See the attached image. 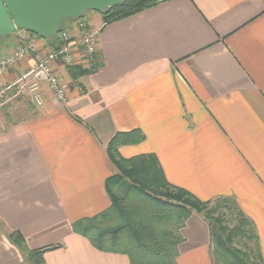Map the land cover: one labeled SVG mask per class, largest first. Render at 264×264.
<instances>
[{
  "label": "crops",
  "instance_id": "crops-1",
  "mask_svg": "<svg viewBox=\"0 0 264 264\" xmlns=\"http://www.w3.org/2000/svg\"><path fill=\"white\" fill-rule=\"evenodd\" d=\"M86 17L99 28L101 65L73 81L52 62L65 101L48 96L0 127V264H27L12 230L28 248L62 243L46 264H129L71 225L110 205L104 182L117 169L106 145L133 129L144 140L119 154H155L166 180L200 200L234 198L264 261V0H167L108 23L100 12ZM29 42L34 50L0 75V89L51 48L26 30L0 41V60ZM180 233L177 264H213L200 214Z\"/></svg>",
  "mask_w": 264,
  "mask_h": 264
},
{
  "label": "trees",
  "instance_id": "trees-1",
  "mask_svg": "<svg viewBox=\"0 0 264 264\" xmlns=\"http://www.w3.org/2000/svg\"><path fill=\"white\" fill-rule=\"evenodd\" d=\"M163 1L167 0H125L101 13L102 19L104 23L112 22ZM65 21H60L59 30ZM45 40L51 47L56 48L59 44L57 36ZM100 65V56L96 52L89 69L72 66L67 72L76 79ZM144 138L140 129L117 132L112 136L106 145V153L117 172L104 182L110 205L91 217L73 222L72 231L87 238L100 251L127 255L129 264H177L178 245L183 240L180 230L194 212L207 222L211 255L217 264H264L256 227L234 198L220 196L200 200L166 180L155 154L129 158L119 154L120 146L138 144ZM7 238L27 264H46L44 253L63 246L55 243L28 248L19 230L8 232ZM235 242L243 244L244 250L235 246Z\"/></svg>",
  "mask_w": 264,
  "mask_h": 264
},
{
  "label": "built area",
  "instance_id": "built-area-1",
  "mask_svg": "<svg viewBox=\"0 0 264 264\" xmlns=\"http://www.w3.org/2000/svg\"><path fill=\"white\" fill-rule=\"evenodd\" d=\"M99 28L92 27L84 18L71 22V25L57 34L59 44L51 47L44 55L37 56L35 64L16 78L15 83L21 82V90L25 91L31 102L40 109L44 104L43 87L50 92L55 103L64 102L66 91L59 81L56 73L51 68V63L58 61L62 65L72 66L75 58L82 57L85 64H93L96 54V41ZM34 50L32 42L17 48L10 55L0 60V75L17 61L24 58ZM11 85H9V88ZM5 89H0V97Z\"/></svg>",
  "mask_w": 264,
  "mask_h": 264
},
{
  "label": "water",
  "instance_id": "water-1",
  "mask_svg": "<svg viewBox=\"0 0 264 264\" xmlns=\"http://www.w3.org/2000/svg\"><path fill=\"white\" fill-rule=\"evenodd\" d=\"M124 1L0 0V39L15 30H26L48 39L58 33L61 20L80 18L89 10L106 13Z\"/></svg>",
  "mask_w": 264,
  "mask_h": 264
},
{
  "label": "rangeland",
  "instance_id": "rangeland-1",
  "mask_svg": "<svg viewBox=\"0 0 264 264\" xmlns=\"http://www.w3.org/2000/svg\"><path fill=\"white\" fill-rule=\"evenodd\" d=\"M93 12H97V11L89 10V11H87V13L84 16H82L80 18H84V19L86 18L87 19L86 16L90 13H93ZM76 19H79V18H67V19H63V20H69V21L73 22ZM62 26H63L62 30H64L65 27H64L63 23H62ZM62 30H59V31H62ZM57 34L55 36H57ZM7 37H9V36H7ZM5 38L0 39V41L4 40ZM63 66L65 68L72 67V66H81L83 69H89L91 65L85 64V61H81L77 57V58H75V64L74 65L68 66V67L65 65H63ZM57 77H58V75H57ZM58 79H59V77H58ZM72 80L74 81L76 79H72ZM15 81H17V80H15ZM15 81H13L10 84L8 83L4 87H2V88H7V89H5L4 93L0 97V127L5 126V125H7V123H9V117L11 118V117L20 116V111L26 112L25 108H27V107L29 108L30 111H34L35 109H38L31 102V100H30L29 96L26 94V92L21 90V84L22 83L21 82L15 83ZM59 81H60V79H59ZM9 85H11L10 88H9ZM75 85H78L77 82L75 83ZM43 95H44V101H46L45 100L46 97H48V96L52 97L50 92L47 91L46 87H43ZM51 100H52V98H51ZM54 101L56 102V100H54ZM58 103H62V102H58ZM6 115H7V117H5ZM227 219L229 220L228 221L229 226H231L232 224L230 222L229 217ZM234 245L237 246L238 248H240L241 250H244L243 246H242L243 244H241L240 242H235ZM211 257H213V256L211 255ZM213 259L214 258H212L213 264H217L215 259L214 260Z\"/></svg>",
  "mask_w": 264,
  "mask_h": 264
}]
</instances>
